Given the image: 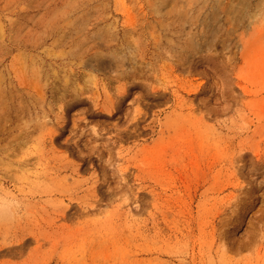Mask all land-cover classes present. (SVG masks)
Masks as SVG:
<instances>
[{"label": "rangeland", "instance_id": "rangeland-1", "mask_svg": "<svg viewBox=\"0 0 264 264\" xmlns=\"http://www.w3.org/2000/svg\"><path fill=\"white\" fill-rule=\"evenodd\" d=\"M0 264H264V0H0Z\"/></svg>", "mask_w": 264, "mask_h": 264}]
</instances>
